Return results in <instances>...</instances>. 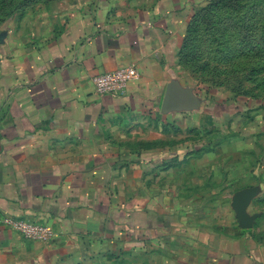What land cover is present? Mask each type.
<instances>
[{
  "label": "crops",
  "instance_id": "crops-1",
  "mask_svg": "<svg viewBox=\"0 0 264 264\" xmlns=\"http://www.w3.org/2000/svg\"><path fill=\"white\" fill-rule=\"evenodd\" d=\"M204 1L97 0L32 37L8 32L0 44V264H78L173 241L174 201L148 198L159 184L145 179L169 157L126 155L110 129L123 117L167 123L202 114L199 102L167 96ZM128 66L141 76L125 95L95 92V76ZM7 217L46 224L54 239L28 241L4 225ZM236 234L194 235L207 264H264V245Z\"/></svg>",
  "mask_w": 264,
  "mask_h": 264
},
{
  "label": "rangeland",
  "instance_id": "rangeland-1",
  "mask_svg": "<svg viewBox=\"0 0 264 264\" xmlns=\"http://www.w3.org/2000/svg\"><path fill=\"white\" fill-rule=\"evenodd\" d=\"M96 1L0 0V44L12 28L32 37L29 32L54 27L71 8ZM177 72V88L203 106L202 114L167 123L123 117L110 136L126 155L169 157L146 173L147 185L159 184L156 191L147 187V197L173 199L179 233L172 242L78 264H207L195 233L237 230L232 238L248 232L264 245V0H205L189 21ZM165 184L174 191L161 193ZM246 191L247 213L256 219L244 231L233 204Z\"/></svg>",
  "mask_w": 264,
  "mask_h": 264
},
{
  "label": "built area",
  "instance_id": "built-area-1",
  "mask_svg": "<svg viewBox=\"0 0 264 264\" xmlns=\"http://www.w3.org/2000/svg\"><path fill=\"white\" fill-rule=\"evenodd\" d=\"M141 73L135 66L121 67L93 78V86L98 95H125L132 82L140 79ZM4 225L20 234L28 241L50 243L54 231L46 224L26 219L7 217Z\"/></svg>",
  "mask_w": 264,
  "mask_h": 264
},
{
  "label": "water",
  "instance_id": "water-1",
  "mask_svg": "<svg viewBox=\"0 0 264 264\" xmlns=\"http://www.w3.org/2000/svg\"><path fill=\"white\" fill-rule=\"evenodd\" d=\"M177 86H174L168 91V100L172 101L171 103L174 104L176 101L185 102L189 98L187 97L184 91H181ZM191 101V100H190ZM196 103V102H194ZM251 196L249 191L244 192L239 197H237L234 201V209L237 214V218L239 220L240 226L243 229H250L253 226V223L256 219L255 216L250 217L247 213L246 206L248 201L250 200Z\"/></svg>",
  "mask_w": 264,
  "mask_h": 264
}]
</instances>
